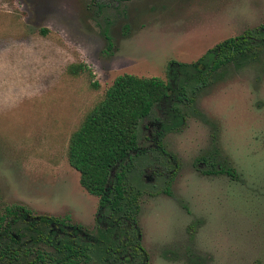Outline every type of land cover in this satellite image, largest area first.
I'll return each instance as SVG.
<instances>
[{
	"label": "rangeland",
	"instance_id": "rangeland-1",
	"mask_svg": "<svg viewBox=\"0 0 264 264\" xmlns=\"http://www.w3.org/2000/svg\"><path fill=\"white\" fill-rule=\"evenodd\" d=\"M263 28L264 0H0V216L23 206L95 235L99 198L68 148L106 90L124 74L166 80L171 63ZM191 93L167 155L151 149L127 174L149 263L264 264V44Z\"/></svg>",
	"mask_w": 264,
	"mask_h": 264
},
{
	"label": "trees",
	"instance_id": "trees-1",
	"mask_svg": "<svg viewBox=\"0 0 264 264\" xmlns=\"http://www.w3.org/2000/svg\"><path fill=\"white\" fill-rule=\"evenodd\" d=\"M261 43L264 39L257 41L249 32L229 39L197 62L171 63L166 80L117 77L72 134L68 148L69 164L79 172L82 187L99 198L97 233L69 218L36 216L13 206L0 216V264H150L139 222L141 195L127 185L135 158L151 149L167 155L163 139L186 125L187 109L196 101L191 91L209 85L223 66L247 59ZM68 71L94 77L85 64ZM155 111L158 117L148 122Z\"/></svg>",
	"mask_w": 264,
	"mask_h": 264
},
{
	"label": "flooded vegetation",
	"instance_id": "flooded-vegetation-1",
	"mask_svg": "<svg viewBox=\"0 0 264 264\" xmlns=\"http://www.w3.org/2000/svg\"><path fill=\"white\" fill-rule=\"evenodd\" d=\"M264 29V28H263ZM153 130H150V135L152 136Z\"/></svg>",
	"mask_w": 264,
	"mask_h": 264
}]
</instances>
